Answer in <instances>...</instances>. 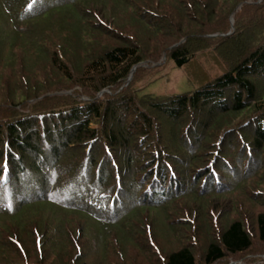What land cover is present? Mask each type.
Masks as SVG:
<instances>
[{
  "label": "trees",
  "instance_id": "16d2710c",
  "mask_svg": "<svg viewBox=\"0 0 264 264\" xmlns=\"http://www.w3.org/2000/svg\"><path fill=\"white\" fill-rule=\"evenodd\" d=\"M105 1L124 13L132 12L126 0H0V78L3 71L14 69L20 46L27 48L25 55L47 58L49 65H44L52 72L43 81L35 77L33 87L17 88L18 81L5 90L0 104V230L8 231L7 227L28 219L38 221L29 235L23 234L28 236L24 240L9 236L16 252L0 244V264H68L63 248L68 240V222L60 210L82 216L81 238L90 241L96 252L93 257L91 248L81 249L75 242L79 258L69 264H107L115 259L111 252L117 251L118 256L121 244L130 242L137 211L154 212L161 209L160 205L168 211V202L171 207L175 199L196 203L241 190L244 200H262L252 230L241 213L220 229L212 217L213 210L207 221L203 217L207 210L202 207L195 211L197 221L191 216L188 221L183 218L169 224V217L166 240L177 248L164 257L157 255V262L225 264L227 259L249 251L254 242L264 245V166L260 162L264 160L260 155L264 152V106L250 104L258 93L252 78L264 80V28L254 31L253 37L247 36L243 27L235 31L236 37L222 36L227 31L221 22L223 16L214 19V11L203 0H175L180 6L158 0L156 5L173 9L179 22L172 14L152 9V3L137 0L136 7L144 14L133 18L137 31L132 36L119 27L120 31L114 27L110 30L106 24L89 27L84 11L78 8ZM222 1L225 9L219 12L223 15L228 13L229 17L243 6L253 18L264 20V7L254 5V1ZM179 7L189 10L192 21L200 25L197 29L186 28L188 23L180 20L183 15ZM56 18L58 23H53ZM41 20L45 23L40 24ZM63 25L67 29L59 30ZM214 27L217 29H210ZM102 30L119 34L114 46L97 40L95 36L101 37ZM204 33L220 36L203 39ZM159 34L165 40L177 38L168 48L159 46L158 51L179 70L189 69L195 56L210 47L225 56L231 66L216 76L198 70L195 76L190 73L187 82L195 85L190 93L161 98L140 95V89L132 87L144 81L145 71L138 69L135 73L139 74L124 87L131 69L152 56L147 46ZM58 39L62 45L58 43L56 48H62L63 58L58 53L56 56L62 63L43 51L52 45L47 40ZM180 40L185 41L176 46ZM26 57L30 62L31 57ZM29 62H25L27 66ZM73 79L78 81L76 87H88L83 94L69 91L75 87ZM229 87L234 91L227 99ZM100 93L103 98H96ZM243 113L245 120L235 122L234 116L237 120ZM181 119L186 125L178 130L173 123ZM215 127L219 134L213 137L210 129ZM183 134L187 138L183 139ZM205 145L210 148L205 150ZM65 160L73 164L62 176ZM240 169H246L244 176L230 183V176ZM194 186H199L198 192ZM248 188L252 191L250 199L244 194ZM148 243L152 251L159 252L152 237ZM192 246L200 249L196 252ZM28 247L33 257L27 254Z\"/></svg>",
  "mask_w": 264,
  "mask_h": 264
},
{
  "label": "rangeland",
  "instance_id": "374dc122",
  "mask_svg": "<svg viewBox=\"0 0 264 264\" xmlns=\"http://www.w3.org/2000/svg\"><path fill=\"white\" fill-rule=\"evenodd\" d=\"M136 1L137 0H126L125 1L126 2L125 4H127V6L130 5L132 8V12H130V13L129 12L124 13V10L122 8L114 7V5L110 4V2H108V1H105L104 3H101V4H98L97 2H93V3L89 2V4H87V7L82 8V6H81L78 9L81 12L84 11V14H85L84 16H85V18H87V21H89V22H87V25L89 27L90 26L92 28L94 26L103 27V25L106 24L107 26H110L109 27L110 30H112L113 27L115 29H118L117 27H119L123 31L127 32V34L132 36V35L136 34V31H137L135 28V25H134L135 21H133V18L136 17V15L137 16L141 15V17H143V14H144L143 11H140L139 8L136 7V4H135ZM166 1L169 4L170 3L173 4V2L177 3L175 0H166ZM253 1L255 3L254 5L259 6V7L260 6L264 7V0H247V3H252ZM202 2L203 3L204 2L209 3V5H210L209 10L212 9L214 11L213 12L214 13V19L216 17L220 16L219 14H221V16H223L224 20L223 19L222 20L224 22L223 21H221V22L223 24H226L227 31L225 32V34H222V36L223 35L231 36L232 34H235L236 33L235 31L239 30L240 27H243L245 29L247 36L249 35V36L253 37L255 35L254 31L264 28V20H261V19L259 20L257 18L256 19L253 18L252 17L253 13L247 12L246 10H244L243 6L241 8L238 7L236 10H234V12H233L234 14H232L228 17V13L224 14L225 15L224 16L221 12H219L220 9H222L224 7L223 6L224 1H222V0H219V1L203 0ZM145 3H152V5H153L152 9H155L159 13H160V11L166 12L167 14L173 13L172 12L173 9L171 10L170 7H166V9H165V7H161L160 5H156V4H158V0H145ZM249 5H251V4H249ZM173 6H175V5H173ZM179 8L182 9L181 7H179ZM196 8H198L197 5L195 6V10H196ZM201 8H203V7H200L199 9H201ZM183 9H185V10H183ZM183 9H182V15L183 16H182V19H180V20L188 23V24H185L186 28L188 27V28L192 29L195 27H199L200 25L199 24L197 25L198 22L194 23L192 21L193 16H192V14L189 13V10L188 9L186 10V8H184V7H183ZM224 9H225V7H224ZM137 10H139V11H137ZM196 12H197L196 14L198 15L199 13L197 10H196ZM235 15H237V16L235 17ZM256 15H260V13H257ZM172 16H173V14H172ZM174 16H175V14H174ZM260 16H262V15H260ZM178 17L177 16L174 17L177 19L176 20L177 22H179ZM57 21H58V18L54 19L53 23H55V22L58 23ZM99 21H101V23ZM152 21L154 22V19H152ZM153 22H151V25H153L155 27V25H157V24H155V23L153 24ZM39 23L43 24V23H45V21L41 20ZM254 24H256V25H254ZM120 25L121 26L127 25L128 27L124 26V28H122ZM66 29H67V25H63V28L62 29L60 28L59 30L64 31ZM109 29H107V30L103 29V30L110 31ZM195 29H197V28H195ZM210 29L216 30L217 28L214 27V28H210ZM103 30L101 31L102 32L100 35L101 37L95 36L97 38V40L100 41L101 44L104 46H106V45H109L111 47L114 46L116 40L119 38V34L118 33L112 34L111 32L107 33ZM118 31H120V30L118 29ZM237 35L238 34H235L234 36L236 37ZM218 36H220V35L214 34V35L210 36V34L207 35L206 33H204L203 39L210 38V37H212V39H217ZM175 39H177V38L176 37L172 38V36H171L168 40H165V38L163 37L162 34H159L154 40L151 39L150 46L148 45L147 46L148 50L147 49L146 50L148 52L153 53L154 55L152 54V56L148 60L142 61L137 66H134L131 69L130 75L127 79V83L124 85V87H126L127 85L130 84V81L134 79L135 75L139 74V73H135V72H137L136 70L138 69L141 71H145L143 73V77H144L143 80L144 81L142 83L136 84V86L133 84L132 87H135V88L137 87L138 89H140L138 91L140 95H150L153 98H161L163 96L179 95V94L188 93V92L190 93L195 88L194 84L191 85L187 82L188 81L187 77L189 75H191L190 73H192L195 76L197 74V70H198L199 73H201V74L207 72L210 76H216L218 74H221L222 72H225L226 69H229V67L231 66V65H229V61L228 62L226 61L225 56H223L222 54L219 55L218 51L214 47H212V48L210 47V48L200 52L199 54H197L195 56V61H194V63H192V65L189 66V69L179 70L176 67H174L172 63H169V62H167V60H165L167 55H164L163 53L160 54L158 51L159 46L161 48L162 45H164V48L165 47L168 48L169 46L173 45L172 42L175 41ZM168 41H170V42L168 43ZM184 41L185 40H180L177 43V45L176 44L175 45L180 46L184 43ZM47 42L52 43V45L47 46V47H49V49H46V47L43 48L44 55H55L54 61L57 60L58 62H61L62 60L60 59V56H61V58H63V57H62V53H60V51L62 50V48L60 47L57 49L56 47L59 46L58 43H60L62 45V41H60L58 39L57 41L56 40L55 41L47 40ZM18 49H20L21 51H17L18 53H15V55H17L18 62L16 65H13L14 69L10 68V69H7L6 71H3V74L0 78V101H1L0 104L4 102V101H2L3 100L2 98L6 94L5 90L6 89H12L18 81H19V85L17 84L18 85V86H16L17 88H23L26 86L27 87H33L36 84V81H34L35 77H37V80L41 79V81H43L45 79L46 74H52L49 67L45 66V65H49V62H50L47 58H46V60H44V59L40 58V56L36 57L35 55H25L24 52H27V48L23 47V46H20ZM57 53L60 56L58 55V57H57L56 56ZM21 56H24L23 59L20 58ZM26 56L31 57L30 62L25 59V58H28ZM218 60H220L222 65H219ZM25 62H29V64H31V65L27 66V64ZM45 67H46V69H45ZM193 81H195V80H193ZM72 82H75L74 83L75 87H73L69 91L77 90L78 92H80V93H78L79 95L83 94V90H86L88 88V87L85 88L83 86H81L82 88L76 87V84L78 82L77 79H73ZM251 82L255 84L254 86H255V89L258 91V93L255 97V100L254 101L252 100V102H250V104L253 106H259V107L264 106V80L260 79L259 77H255V78H252ZM226 90H227L226 91L227 99H230V96L232 95L234 88L229 87ZM73 95H75V94H73ZM101 95H102V93L97 94L95 97L102 99L103 97ZM242 96H243V94H242ZM129 97H131V96H129ZM5 105L8 108H12L10 104L7 105V103H6ZM4 107L5 106H3V108ZM8 108H5L3 110L6 111V109L8 110ZM18 108L19 107H17L16 110H18ZM245 115L246 114L243 113L240 117H237V120H236V116H234L235 122L236 121L240 122L242 120L244 121ZM187 117L192 119V120L195 119L193 115L191 117H190V115H188ZM156 123H158V120ZM185 125H186V120L184 122L183 119L179 120L177 123H173L174 128H177L178 130L184 129ZM192 126H194V125L191 124V127ZM210 130H213V132L211 134V136H213V137H216L219 134V130L216 127L214 129H210ZM210 133H211V131H210ZM187 135H188V133H187ZM187 135L186 136L184 135L183 139L187 138ZM181 137H182V135H181ZM189 138H190V135H189ZM221 138H223V137H221ZM189 142H190V140H189ZM213 145H215V143H213ZM207 147L210 148L208 145H205L204 146L205 150ZM77 150H75L74 152H76ZM238 150L239 149H237V151ZM184 151L186 153H188V151L185 148H184ZM192 155H194V154H192ZM260 155H261V158H263L264 152H262ZM70 160L72 161V158H70ZM70 160H68V161L65 160L63 162V165H62L63 167L60 170L61 171L60 174L62 176H65L67 171H69L70 165L72 163ZM260 162H261L262 166H264V160H262V161L260 160ZM136 164L137 163H134V165H136ZM245 170L246 169H242V170L240 169V171H239V173H237V175L233 174L232 176H230L227 172H225V173L227 176H230V178H229L231 181L230 183H233L238 178L244 176V174L246 173ZM61 180L62 179H59V183H61ZM194 188H195L194 191L198 192L199 186H194ZM250 188L246 189L245 193H244L248 196V199H250L249 194L252 193V191L249 190ZM243 192L244 191H242V190L240 192L237 191V193L234 192L231 195L228 194L224 197L214 195V196L205 198L204 200H200L196 203L190 199H183V198L175 199V201L171 205V207H170V204L168 202L167 205L169 207H166L168 209V211H166L165 209L163 210L162 205L158 206L161 209L157 208L158 210L156 209V211H154V212H152V210H148V209H143V210L137 211V213H136L137 215L135 217L136 222H134L135 224L133 223L134 232L132 233V235H129L130 242L127 243L126 245H123V246L121 244V248H118L119 249L118 256H116L117 251L111 252V254H113L115 259L111 262H107V264H112V263L113 264H158L157 255H161L164 257L167 253L172 251V249L177 248L175 243L166 240V238L168 237L166 235L167 231H168L167 224H166L167 219L170 217V222H168L169 224L171 222L176 224L180 219L182 220L183 218H185L184 221H188L191 216L193 218H196V221H197V213L201 211V209H200L201 207L205 208L207 210V213L203 214V217L205 216L207 221H208V219L210 220V217H211L210 211L213 210L212 217L216 219V225H217V228H219V229L223 226V223L225 221L232 220V219L236 218L237 215H240L239 213H241V215L243 216L244 222L246 223L248 229L252 230L253 217L258 212L261 211L262 200H260L259 198H256V197H254L255 201L253 199H252V201L244 200L243 194H242ZM239 203H241V205H239ZM15 206H17V205H15ZM165 211H166V213H165ZM195 211L197 213H195ZM59 212H60L61 217L66 218V221L68 222L67 223L68 228H67V234H66L68 240L66 242H64L65 245L63 246V248L65 249V253H66L65 254L66 257L64 260L65 263L69 264L72 261H75L77 258H79V256H78L79 253H76L77 250H76V247L74 246L75 242L81 247V249L82 248L85 249L84 246H86L89 249L91 248L90 250H92V251H90V254L93 257H96L95 256L96 252H94V247L89 243L90 241L87 242L86 240H83L81 238V232H83L82 227H83V223H84L82 216L72 214L69 211L60 210ZM245 217H246V220H245ZM27 221L28 222L21 223V225H20V223H18L16 225H14L12 228H9L6 226L8 231H6V229H5L4 230L5 233L2 232L3 230H0V241H1L0 244L4 243L6 246L12 247V251H14L13 249H15V252H16L17 251L16 248L14 246H12L13 244L9 241V236L12 234L13 238H17L19 241H20V238H19L20 236L22 237L23 240L26 237H28V236L23 237V234L25 233V234L29 235L30 232L35 229L34 225L38 224V221H37V219H35V220L28 219ZM0 223H3V222H0ZM0 225H2V224H0ZM163 229H164V233L161 232V230H163ZM211 229L213 230V228H211ZM149 230H150V233H149ZM183 231L188 233V231H186L185 229H183ZM7 234H9V235H7ZM190 234H191V231H190ZM78 235H79V237H78ZM150 237H152V239H153V243L155 245L154 248H157L159 250L158 253L155 250L152 251L149 248L148 242H149ZM182 242H183V244L186 243V241H182ZM255 243L256 242H254L253 247L249 251L240 255L239 257L227 259V262L225 264H264V245H258ZM192 247L196 252L200 249V247L199 248H196L195 246H192ZM26 251H27V254H29V256H32L30 248H29V250L26 248ZM62 251H64V250H62ZM82 253L80 252V255ZM76 256H77V258H76ZM82 258H84V257H82ZM91 263L95 264V262H91Z\"/></svg>",
  "mask_w": 264,
  "mask_h": 264
},
{
  "label": "water",
  "instance_id": "95a60500",
  "mask_svg": "<svg viewBox=\"0 0 264 264\" xmlns=\"http://www.w3.org/2000/svg\"><path fill=\"white\" fill-rule=\"evenodd\" d=\"M133 71V70H132Z\"/></svg>",
  "mask_w": 264,
  "mask_h": 264
}]
</instances>
